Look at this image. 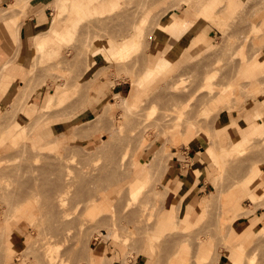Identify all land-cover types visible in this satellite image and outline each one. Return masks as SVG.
Listing matches in <instances>:
<instances>
[{
	"label": "rangeland",
	"instance_id": "374dc122",
	"mask_svg": "<svg viewBox=\"0 0 264 264\" xmlns=\"http://www.w3.org/2000/svg\"><path fill=\"white\" fill-rule=\"evenodd\" d=\"M53 2L31 1L18 9L23 17L10 14L20 29L28 14L48 9L36 32L55 21L57 29L65 33L70 26L72 33L46 30L49 46L32 51L26 89L0 119V232L9 222L17 240L10 252L2 239L0 264H48L45 242L53 243L58 264H92L88 254L102 249H108L104 264H138L141 253L146 256L141 264H229L233 229L244 222L253 239L244 242L243 264H264V126L240 147L233 139L246 135H237L235 122L243 127L247 116H254V123H264V66L252 78L242 74L248 63L264 59V0H236L235 7L227 0H96L93 10L78 13L73 23ZM212 2V10L205 11ZM187 13L189 23L178 32L165 25V17L178 22ZM203 31L208 44L189 53L183 66L174 61L155 79L146 77L156 52L165 47L160 52L165 53L173 39L178 43ZM133 35L138 41L131 43L130 55L110 59L114 43ZM133 79L142 82L134 109L126 117L121 109L114 116L104 108L108 115L102 113L103 103H116V93L130 94ZM118 83L125 86L122 93L115 90ZM101 89L112 93L94 105L97 96L91 103V92ZM59 90L64 99L49 102ZM87 108L93 115L81 114ZM74 114L56 139L32 143L38 127ZM101 114L106 117L99 121ZM84 121L86 129L79 126ZM77 126L85 131L75 137ZM192 140L199 143L196 156ZM199 156L202 165L214 167L209 187L192 202L194 208H184L178 195L205 176L193 166ZM194 171L199 176L188 184ZM178 176L184 185L173 189L170 181ZM137 179L144 181L133 186L141 188L133 197ZM150 234L158 235L155 250Z\"/></svg>",
	"mask_w": 264,
	"mask_h": 264
},
{
	"label": "crops",
	"instance_id": "0c3cea01",
	"mask_svg": "<svg viewBox=\"0 0 264 264\" xmlns=\"http://www.w3.org/2000/svg\"><path fill=\"white\" fill-rule=\"evenodd\" d=\"M12 1L13 0H0V10L9 8L12 5ZM33 1H36L38 2V4L43 5L46 3L47 0H32V2ZM227 2L229 3V6L230 4H232L230 7L236 6L235 4L236 0H227ZM172 14L176 17L174 13ZM15 16L17 18H20V17H23V14H21V12H18ZM28 16L26 19H22L20 29L16 28V25L14 24V17L12 15L3 16L2 18H0V119L3 116H6V113L8 112V110H10L12 105L15 103L19 90L26 89V83L28 81L27 80L28 79V64H30V58L32 56V51L34 48V38L40 33V31L39 32H36V31L40 27L45 25V19L49 16V13H48V9L45 10L43 8L40 12H37L36 14H28ZM188 17H190L188 13L185 14L184 17H178V22L184 23V21H186L189 23V20L187 19ZM190 24L194 25V22H190ZM177 42L178 43L174 42L175 44H170L166 48L165 53H160L165 49L164 47L162 50H160L159 52H156L153 55L152 57L153 60L151 61L154 62V68L158 65V63L163 57H165L166 59L172 58L175 61H177V64L183 66L187 62L186 59L189 53L197 52V50L200 49L202 46L208 44L209 36L207 35V33L203 31L195 36H192L190 39L188 38V40L181 37L180 39H178ZM162 47L163 45L161 46V48ZM13 58H15V60ZM258 61L262 62L264 61V59L263 58L260 59V57H258V59L255 60L254 62L248 63L246 66L243 67L242 74L246 75L247 77L251 76L250 78L255 76V75H252V72L249 69H252L253 66L256 63H258ZM259 73H256V75ZM124 88H125L124 84L118 83L115 87V90L116 92L122 93L124 91ZM110 93H112L111 89L108 90L107 92H105L103 89L97 92L92 90L91 95L97 96L96 101H94V105H99V103H103L105 98ZM40 96L41 94L39 92L33 95V101L35 104H37V100ZM106 104L107 103H103L100 106L99 108L100 111L106 106ZM260 109L262 110V107H260ZM257 110L255 111V114ZM75 114L74 116L60 118L58 122H56V124L54 125L47 124L45 126L38 127V129L32 135V139H31L32 143L38 144V146H43L49 140L52 141L56 139L57 133H58L57 130L65 127V124H67V122H71L72 119L75 120L76 119ZM81 114L93 115V110L90 108H87ZM247 121H248V124L246 123L243 127L240 125L238 126V123L236 122L234 123V124H237L236 133L239 132L241 128H247L251 126L252 124H254V116H247ZM195 140H192L190 142V150L191 151L195 150L196 152L195 156H196L199 153V151H197V148H198L197 145L199 146V143ZM202 153L204 152L202 151ZM201 161H204L203 156H199L196 159V161L193 163V166L194 165L197 166L195 167V169L200 170L202 173L205 174V176L194 181L192 188L188 190L187 192L185 191L183 193L181 197V201L183 199H184V202L186 201L183 205L184 208H187V207L194 208L195 206L192 205V202L194 201L195 203L197 201L196 198L200 195V193L209 187L208 174H210L211 170L214 169V167L212 166L211 163H205L202 165L200 163ZM183 180L184 179H181L180 176H178L176 177L175 181H173V178H172L170 181V184L173 183L171 184L173 189L178 188L179 186L182 187L184 185ZM195 192H196V197L191 198L192 195H195ZM114 253L117 257L116 260L119 259L120 257L119 252L115 251ZM106 255H108V249H104V250L102 249V251H100V256H101L100 264H104V259ZM145 257L146 256L143 253H141L137 257V263L141 264Z\"/></svg>",
	"mask_w": 264,
	"mask_h": 264
},
{
	"label": "bare ground",
	"instance_id": "6f19581e",
	"mask_svg": "<svg viewBox=\"0 0 264 264\" xmlns=\"http://www.w3.org/2000/svg\"><path fill=\"white\" fill-rule=\"evenodd\" d=\"M31 1L32 0H13L12 5L9 8L0 10V18H2L3 16H6V15L13 14V12H17L18 9H20L21 7H23V9L25 7L27 8V6H29ZM53 3H55V9L59 8V10H60L59 14L60 15H61V13H65L66 11L69 12L70 16L68 18V21L70 23H73L74 20H72V19L75 18V16L78 13L81 14V13H86L88 11L93 10L94 9L93 4L96 3V0H72V1L71 0H54ZM214 4L215 3H213V2H212V4L211 3L208 4L204 8L205 11H211L212 8L214 7ZM231 5L232 4H230V6ZM59 10H57V11H59ZM164 21L166 22L165 25L170 26L172 28V30L175 32H178L179 30H181V28L185 25L182 22H176L172 16L165 17ZM45 28L46 29L44 31H40L39 35H37L34 38L35 47L33 48V52L36 49H38V50L44 49V48L49 46L50 42H48V41L50 40V38L44 37V35L46 34V30L54 29L56 31V34H58L59 36H66V33L68 35L70 33H72V28L70 26L66 27L65 33H63L62 29L61 30L57 29V25H56L55 21H51L48 26H45ZM136 41H138V37H134V35H133L129 40H127L125 42L114 43L112 48L109 49L110 50V54H109L110 59L119 60V61L126 59L130 55L129 48L131 47V43L132 42L134 43ZM173 42H175L174 39H173ZM94 50H96V49H94ZM162 60H164V58H162L160 60L159 64L154 69H148L149 71L147 72L146 77H148L150 80L155 79L154 76L157 74V72H165L166 70H168L171 67V64H173L175 61L172 58L165 60L163 62H162ZM91 61H92L91 63H95L96 59L93 57L91 59ZM263 64H264V61H262V62L258 61V63H256L253 66V68L249 69V70L254 74L259 73L262 71ZM92 68H93V65H92ZM131 84H132V90H131L130 94L127 97H122L118 93H116L115 94L116 103L108 102L106 104V106L104 107L105 111H108L111 113L105 112L104 109H103L102 113H105V115L107 113L110 115H113L112 114L113 112H116L119 109H121L123 111V114H121V117H126L127 114L129 112H131L134 109V107L136 106V104L140 98V92H141V87H142V82L139 81L138 79H133ZM63 85H65V84H63ZM64 97H65V93L62 90H59L57 93H52L49 96L48 101L49 102L56 101V100L62 101L64 99ZM93 98H94V96L92 95L91 100H90L91 103L93 102ZM207 112L208 111H204V113H207ZM102 116H103V118H102ZM99 117L100 118H98V120L100 121V119L104 120V117H106V116L101 114V116H99ZM107 117L111 118L109 116H107ZM103 120H101V121H103ZM85 122L86 121L82 122L81 125H79V126H81V127L83 126L86 129V126H84ZM87 123H86V125H87ZM263 126H264V123H262V124L254 123L247 128H241V130L239 132H237V135L238 134L239 135L246 134V135L244 137H240V136L233 137L235 146H238V147L242 146L248 140L245 137H249L253 133L257 132L259 129H263ZM77 129H78L79 133L77 132V135L75 137H77L78 134H80L81 132L85 131V130L82 131V129H84V128H80L77 126L76 129H74L75 132L72 131L74 133H72V132H70V133L75 135ZM80 129H81V131H80ZM21 137L24 138L25 134L22 135L20 133V138ZM3 141H5V140H3ZM5 142H8V141H5ZM11 143H17V140L11 139ZM104 146L106 147L107 143H106V145L105 144L100 145L101 148H105ZM210 152L212 153L211 156L215 155L214 151L210 150ZM260 172H262V169L258 170V173H260ZM198 174H199V171L192 172L191 177L189 178L190 180H187L188 184H191L192 181L194 180V178L196 176H199ZM143 181H144L143 179H137L132 184L131 193H132L133 197H136L137 192L140 191V189H141L140 187H133V186L142 184ZM181 195H182L181 193L178 195L177 200L181 198ZM250 196H251V200H253V201H255L258 197L257 194L255 192H252V191L250 193ZM189 216H190V213H189ZM248 228H249L248 224L246 222H244V223H242V225L240 227L233 229V232H234L233 239H234L235 243L232 246V247H234V250L232 251V254L229 256V259H230L229 264H243V257H244L246 243L250 242L253 239L251 236H249L247 234ZM101 234L103 235V233H101ZM0 237H1L0 242L4 241L5 244H3V245H7V246H5V248L8 249L10 252H13L14 250L17 249V247H16L17 240L14 237V233H13L11 224L9 222H7L4 226V228L1 229ZM147 237H148L147 240L150 242L152 249L155 250V248H156L155 241L158 238V235L157 234L156 235L150 234ZM2 239H3V241H2ZM26 240H27V238H26ZM125 240H126L125 243H127V237L125 238ZM29 241L30 240H28L26 242L28 243ZM244 242H246V243H244ZM43 247H44L43 251L45 250V257L47 258L48 264H58L59 255H58V252L54 253L53 243L50 244L48 242H45L43 244ZM203 249H204L203 252L207 251V246L203 245ZM89 255H90V260H91L92 264H100V262H101L100 253L99 254H92L91 253V254H88V256ZM110 258L112 260L114 258L113 255H111ZM204 259H206L205 256L200 258L199 261H203ZM173 264H183V263L182 262L176 263V261H174Z\"/></svg>",
	"mask_w": 264,
	"mask_h": 264
}]
</instances>
